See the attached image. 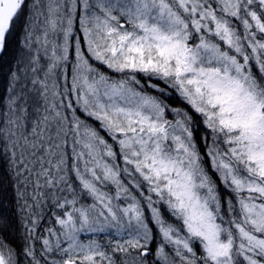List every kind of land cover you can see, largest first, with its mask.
Returning a JSON list of instances; mask_svg holds the SVG:
<instances>
[{
    "label": "snow or ice",
    "instance_id": "obj_1",
    "mask_svg": "<svg viewBox=\"0 0 264 264\" xmlns=\"http://www.w3.org/2000/svg\"><path fill=\"white\" fill-rule=\"evenodd\" d=\"M6 56L0 264H264V0H0Z\"/></svg>",
    "mask_w": 264,
    "mask_h": 264
},
{
    "label": "trees",
    "instance_id": "obj_2",
    "mask_svg": "<svg viewBox=\"0 0 264 264\" xmlns=\"http://www.w3.org/2000/svg\"><path fill=\"white\" fill-rule=\"evenodd\" d=\"M17 33H19V26H17ZM22 39L21 35H14L13 42L11 44V52H15L17 49V43L16 41ZM13 67V65L10 63V56L4 57L3 61H0V96H3L5 86H6V77L10 71V68ZM7 188V185H5ZM7 195L9 198L13 196V192L9 190L7 192ZM19 220V217H18ZM24 234V230L22 226L18 225V230H14L12 236L9 238V240L12 242L13 246L16 248H19V246L23 243L22 237Z\"/></svg>",
    "mask_w": 264,
    "mask_h": 264
}]
</instances>
